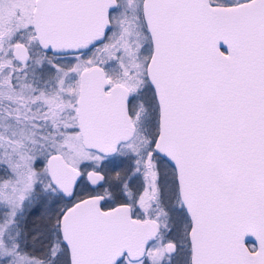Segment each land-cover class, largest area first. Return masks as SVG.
I'll use <instances>...</instances> for the list:
<instances>
[{"label":"snow or ice","instance_id":"snow-or-ice-1","mask_svg":"<svg viewBox=\"0 0 264 264\" xmlns=\"http://www.w3.org/2000/svg\"><path fill=\"white\" fill-rule=\"evenodd\" d=\"M0 264H264V0H0Z\"/></svg>","mask_w":264,"mask_h":264}]
</instances>
